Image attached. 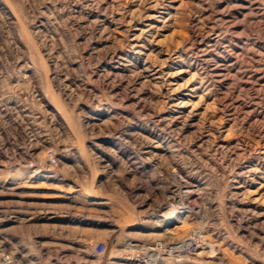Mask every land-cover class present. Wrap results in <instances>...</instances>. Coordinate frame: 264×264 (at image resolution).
<instances>
[{
    "label": "rangeland",
    "instance_id": "rangeland-1",
    "mask_svg": "<svg viewBox=\"0 0 264 264\" xmlns=\"http://www.w3.org/2000/svg\"><path fill=\"white\" fill-rule=\"evenodd\" d=\"M0 264H264V0H0Z\"/></svg>",
    "mask_w": 264,
    "mask_h": 264
},
{
    "label": "bare ground",
    "instance_id": "bare-ground-1",
    "mask_svg": "<svg viewBox=\"0 0 264 264\" xmlns=\"http://www.w3.org/2000/svg\"><path fill=\"white\" fill-rule=\"evenodd\" d=\"M172 207V206H171ZM176 217H179V213L177 212V210H170L168 212H166V214L163 216V218L159 219V224L160 226H166L167 224H169L172 220H174ZM181 217V216H180ZM152 258V257H151Z\"/></svg>",
    "mask_w": 264,
    "mask_h": 264
},
{
    "label": "built area",
    "instance_id": "built-area-1",
    "mask_svg": "<svg viewBox=\"0 0 264 264\" xmlns=\"http://www.w3.org/2000/svg\"><path fill=\"white\" fill-rule=\"evenodd\" d=\"M106 247V244L104 242H101L98 244V251H103Z\"/></svg>",
    "mask_w": 264,
    "mask_h": 264
}]
</instances>
